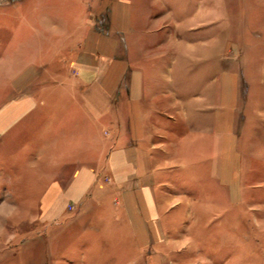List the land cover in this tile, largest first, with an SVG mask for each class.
Wrapping results in <instances>:
<instances>
[{
	"label": "crops",
	"instance_id": "0c3cea01",
	"mask_svg": "<svg viewBox=\"0 0 264 264\" xmlns=\"http://www.w3.org/2000/svg\"><path fill=\"white\" fill-rule=\"evenodd\" d=\"M3 1L16 8L19 28L13 34L8 20L1 23L4 31L12 30L8 34H13L16 47L13 57L6 53L2 60L15 61L17 57L33 63L45 61L44 52L39 50L36 59L33 53L24 58V47H50L51 39L46 36L56 37L60 30L66 37L64 42L71 39L74 46L65 59V71L54 84L43 85V75L36 78V89H57L61 102L71 97L73 101L65 107L59 104L66 114L57 126L58 135L50 151L52 162L44 163L41 156L36 162L43 170L58 168L65 176L73 175L65 192L81 201L88 215L96 211L80 236L87 245L85 254L140 251L143 256L144 251H192L188 228L183 234L179 223L185 213L190 216L192 209L201 204L198 196L187 192L192 191L191 181L198 173L201 143L210 135L214 136V145L207 157L209 175L231 197L230 204L242 203L235 199L233 183L239 162L234 152L237 137L230 121L235 93L234 89H216L218 71L232 75L227 67L217 69L223 49L216 47V33L209 37L218 27V9H225L226 2L58 0L61 4L52 6L51 0L42 5L36 0L27 4L24 0ZM76 12L84 17L72 41ZM52 13L59 17L57 23L52 22ZM27 14L35 16L26 17ZM228 26L218 28L229 29ZM34 70L33 65H26L18 71L10 81L12 88L23 89L25 79ZM38 96L36 93V108L40 104ZM106 124L112 126L113 134L104 141L112 147L102 163L105 168L100 169L101 160H93L105 149L101 134ZM69 126L79 129L77 136L69 132ZM169 154H173V170L168 167ZM180 160L188 162L178 164ZM104 169L115 179L133 175L139 178L129 187L115 182L106 186L99 176ZM239 188L240 184L237 191ZM53 191L55 195L62 191L59 184L50 187L49 195ZM116 192L119 197L113 195ZM204 204L208 213L217 207L211 196ZM150 255L143 264H162L161 252ZM121 260L115 258L113 264L139 261ZM88 262L84 259V264ZM177 263L169 259V264Z\"/></svg>",
	"mask_w": 264,
	"mask_h": 264
},
{
	"label": "rangeland",
	"instance_id": "374dc122",
	"mask_svg": "<svg viewBox=\"0 0 264 264\" xmlns=\"http://www.w3.org/2000/svg\"><path fill=\"white\" fill-rule=\"evenodd\" d=\"M24 1L26 4L32 2ZM38 1L41 5L50 2L36 0V3ZM51 1L53 4L49 5L52 6L61 4L58 0ZM223 1L227 4V12L219 7L216 23L218 27L229 25V29L217 27L215 31L211 30L213 33L209 37L216 33V47L223 49V59L218 60L217 69L227 67L232 75L225 76L218 71L216 89L219 92L234 89L235 93L236 104L230 121L237 137V145L233 149L239 162L238 172L234 170L233 183L235 199H240L242 203L230 204L231 197L225 194L218 182L214 184L209 175L207 157L214 145V136L210 135L207 141L201 143L202 159L197 161L200 164L191 181L193 189L187 192L198 196L201 204L199 208L192 209L190 216L185 213L179 223L183 234L188 228L192 251H144L142 256L140 251H114V255L110 251L85 254L87 245L82 243L84 238L80 236L96 209L92 210L94 214L88 215L81 207L82 202L65 192L73 175L65 176L62 170L57 171L58 168L43 170L36 162L40 156L44 163L52 162L50 151L58 135L57 126L60 117L63 119L66 114L63 113L65 108H60L59 104L65 107L73 102L72 97L61 102L62 99L56 95L57 89H36V78L40 79L43 75V85L54 84L59 79L58 75L65 71V59L74 46L70 44L71 39L65 43L66 37L57 29L59 33L56 37L46 36L47 40L51 39L50 47L38 48L37 44V47H24V58L33 53L36 59V50H39L38 53L44 52L45 61L33 63L17 57L15 61L2 60L3 54L12 56L16 48L12 35L15 28H19V21L16 8H10L0 0V106L5 105L0 108V264H84V259L89 261L88 264H97L98 260V264H113L115 258L119 262L121 258V263L133 259L143 264L151 258V253L156 252H161L162 264H169V259L177 264H264V0ZM220 5L225 6V3ZM50 16L52 22L59 21L57 14ZM82 17L79 12L73 14L72 41L80 32L77 27ZM4 20L12 26L13 34H8L11 29L4 31L1 28ZM26 65L35 67L32 78L25 79L23 89H13L11 79ZM36 93L40 97L38 108ZM70 128L69 132L77 136L79 129ZM103 131L102 140L111 139L112 126L106 124ZM111 147V143H105L103 153L99 152L98 158L93 160H101L100 169L105 168L102 163ZM219 150L218 146L217 157ZM172 157L173 154H169L170 170L176 167ZM183 162L188 161L180 160L178 164ZM99 176L106 186L115 182L123 188L132 186L139 178L133 175L125 180L115 179L105 169ZM185 176L189 174L185 173ZM187 181H190L188 177ZM53 184H59L62 191L56 195L53 191L49 195ZM208 187L211 192L207 193ZM93 193L88 194L92 197ZM175 194L171 195L174 196L171 197L173 201ZM113 195L119 197L117 192ZM53 196L55 198L51 200ZM209 196L216 201L217 207L208 213L204 202ZM114 209L119 207L114 205ZM178 211L174 209V212ZM105 244L108 242L105 241Z\"/></svg>",
	"mask_w": 264,
	"mask_h": 264
}]
</instances>
